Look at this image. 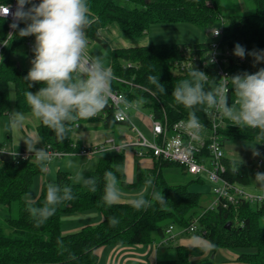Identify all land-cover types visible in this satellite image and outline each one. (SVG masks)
<instances>
[{
  "label": "trees",
  "instance_id": "1",
  "mask_svg": "<svg viewBox=\"0 0 264 264\" xmlns=\"http://www.w3.org/2000/svg\"><path fill=\"white\" fill-rule=\"evenodd\" d=\"M10 0H0L7 3ZM134 4L133 8H126L114 0H87L89 6L90 26L86 29L88 41L97 42L110 56V66L116 79L112 82L113 91L124 94L126 100L141 105L148 110L154 120L167 124L169 129L179 120H187L188 110L178 105L171 95L173 88L185 79H190L191 69L178 72L175 62H180L188 55L195 56L192 65L195 69L205 72L210 78L205 88L218 85L214 66H203L202 61L210 52V45L214 40L222 49L234 51L240 43L250 51H264V0H252L254 13L231 15L226 21L223 19L218 0H128ZM31 5H28L30 7ZM191 22L200 28L212 30L221 29L218 39L193 45L177 44H146L131 47L111 48L100 35V31L111 24L117 27L127 37L138 39L145 35L148 26L159 22ZM19 24L13 37L4 47L0 62V116L9 109L8 84L14 87L15 105L23 111L29 110L25 93L27 90L35 93L40 85L36 84L28 89L25 81L30 68H22L10 58L12 52L24 48L27 37H19ZM6 35V21L0 18V41ZM25 49V48H24ZM190 56V57H191ZM192 66V67H193ZM264 68V62L257 64L255 72ZM229 78L243 74L249 70L246 63L233 64L228 67ZM149 76H156L165 86V94H160L149 80ZM231 82L228 81L229 105L236 99L232 93ZM143 101L142 103H138ZM131 109V108H130ZM129 109V110H130ZM208 110L200 106L197 116L205 126V143L211 133V122ZM114 109L108 105L100 114L91 120L81 122H101L105 128H112L117 122L113 117ZM129 113V111H128ZM75 125H73L74 128ZM36 131L42 145H49L52 149L74 153L80 148L74 145L71 138L63 143L59 142L55 134L42 123L36 126ZM258 130L247 127L233 126L232 122L224 118L218 127L217 134L223 145L231 139L255 140ZM21 149V148H17ZM206 154V149L202 150ZM224 153V151H223ZM97 166L85 178L96 177L98 190L90 192L87 187L72 181L69 172L57 170L53 182L41 184L37 199V206L43 205L48 183L71 186L74 199L59 206L55 215L40 227H36L27 210L23 195L32 184L34 177L42 173L38 161L22 160L15 163V159L7 154L0 155V264H96L95 250L101 246H129L160 242L166 237L165 230L169 225L187 228L195 224L196 231L202 234L215 247L227 248L238 252L237 260L246 264H264V202L251 204L241 200L235 205L221 206L205 210L202 206V194L188 190L186 184H170L156 173L164 167H177L186 173L177 163L154 159L151 170L136 167V178L133 183H127L124 174V152L107 151L98 153ZM259 167L264 164V144H261ZM221 162L224 171L221 176L243 187L250 183L245 163L239 172L234 171V165L239 167L240 160L230 159L223 155ZM112 171L124 189H136L146 184V180L153 178V185H148L146 198L152 200L153 191H162L166 206L152 201V206L146 210H135L128 202H119L106 206L102 200L104 188V174ZM264 173L263 169H258ZM190 175V174H188ZM192 176V175H191ZM200 181V176H194ZM97 210L102 219L94 225H86L79 230L62 234L61 214L75 213L86 210ZM116 217L119 223L112 227L109 218ZM227 223L229 225L227 226ZM189 233V232H188ZM175 257L169 260H157L155 264H189V252L186 247L175 246ZM75 257L72 259L71 257Z\"/></svg>",
  "mask_w": 264,
  "mask_h": 264
},
{
  "label": "clouds",
  "instance_id": "2",
  "mask_svg": "<svg viewBox=\"0 0 264 264\" xmlns=\"http://www.w3.org/2000/svg\"><path fill=\"white\" fill-rule=\"evenodd\" d=\"M31 5L30 7H26ZM89 6L87 0H16V10L11 11V6L0 3V18L11 15L13 30L19 28L23 22L24 28H20L19 37H35L33 48L34 59L31 68L25 77L28 89L39 84V90L35 93L27 90L26 100L31 109L32 117L38 119L49 128L56 139L63 143L70 139V134H76L75 128H79L78 121L91 120L100 114L109 104L113 96L112 82L116 79L114 72L105 57L91 55L88 51L86 29L91 24L89 18ZM213 35H219V30L214 28ZM11 36V35H9ZM233 55L243 59L246 50L236 44ZM255 64L264 62V51L247 53ZM4 57L0 55V62ZM214 58H209L207 64L214 63ZM206 64V66H207ZM190 79L178 83L171 95L178 105L188 110V118L181 121L184 131L193 141L202 138L205 126L197 116V110L204 106L205 110H215L222 118L232 122L239 128L247 127L258 130L255 141L251 146L254 157L260 155L256 145L264 144V68H260L253 74L247 72L237 74L231 78L222 77L221 81H230L232 93L236 99L229 105V89L225 83L213 88H205L209 76L192 67L188 73ZM148 80L155 85L160 94H165V86L156 76H149ZM139 101L138 103H142ZM125 104L128 102L125 100ZM132 106V105H128ZM27 117L21 111L8 112V120L3 124L5 133L18 132L24 127ZM83 138L84 133H79ZM26 145L28 153H32L39 162L42 170H48V163L53 154L45 147L37 149L39 140L31 137L21 138ZM20 139V140H21ZM19 140V141H20ZM18 141V142H19ZM7 154L15 159L17 151H9L0 147V155ZM69 158L75 153H67ZM71 162V161H69ZM239 167L234 165V171L239 172ZM3 162L0 161V166ZM83 171H78L74 177L75 182L82 184L87 189L96 193L98 179L96 177L85 178ZM255 182L259 187H264V173H257ZM147 185H153V178L149 177ZM128 194L121 191L119 181L112 171L104 174V188L102 200L106 206H112L121 202ZM37 199L31 193L25 195L27 210L36 227L43 225L55 215L57 208L74 199L71 186L48 183L46 197L43 205L37 206ZM152 201L166 206L162 191H153L152 200L146 198L145 192L135 193L128 203L137 211L146 210L152 206ZM119 223L116 217L109 218V225L115 227ZM206 245L205 251H211L215 245L210 241L197 238ZM75 259V257H71Z\"/></svg>",
  "mask_w": 264,
  "mask_h": 264
},
{
  "label": "rangeland",
  "instance_id": "3",
  "mask_svg": "<svg viewBox=\"0 0 264 264\" xmlns=\"http://www.w3.org/2000/svg\"><path fill=\"white\" fill-rule=\"evenodd\" d=\"M117 4L124 6L126 8H133L134 4L128 0H114ZM219 6L221 8V12L223 15L224 21L228 19L231 15H240V14H251L255 11V6L252 0H218ZM24 24V23H23ZM25 27V24H24ZM101 37L105 41L108 42L111 48L116 47H131L135 45H146V44H177V45H193L197 43L210 42L212 41V33L210 30L205 28H200L199 26L191 23V22H159L152 23L148 26L145 35L141 38L133 39L127 37L122 31L117 27L116 24H111L106 28L101 29L100 31ZM34 41V39H33ZM241 46H243L240 43ZM246 50L245 61L249 68L248 73L253 74V71L256 69L257 64L254 66V60L251 56L247 55V53L252 52L243 46ZM87 51L91 55H102L110 62L109 54L100 46L97 42L88 41ZM10 58L19 64L22 68H30V57L24 48L16 50L10 54ZM8 99H9V109L8 112L12 111H21L25 114L27 119L25 120V124L27 126L31 125L32 127H36L41 122L32 117L31 109L23 111L18 108L14 102V87L12 83L8 84ZM8 112L2 116H0V147H7L9 150L13 145L22 144V137H26L24 135L25 130L31 128L24 126L18 132H9L5 133L2 131L3 124L8 120ZM141 114V119L135 116V114ZM148 115L147 108L137 105L136 108H132L129 111V119L133 125H135L146 138H150L149 129L145 121H142L144 117ZM147 120V119H146ZM147 123V122H146ZM79 128L75 129L76 134H70V138L74 145H77L79 148H91L95 145H98L100 142H104V140L110 136H113L114 133H118L119 139H123L125 135H131L134 137V134L130 131L128 126L124 124H114L112 128H105L101 122H81L79 123ZM35 131V130H34ZM83 132V138L80 137L79 133ZM114 137V136H113ZM21 139V140H20ZM20 140V141H19ZM105 140V141H106ZM19 141V142H18ZM256 143L255 140H243V139H231L224 143L223 151L224 156L230 159L242 160L247 167V172L249 174L250 183L245 185V190L250 193H260L262 187H259L255 182L256 174L258 173V169H263L264 164L259 167V161H263L261 156V144L256 145V150L260 153L259 156L254 157L252 153L251 146ZM43 146V145H42ZM18 148V147H14ZM20 148V147H19ZM40 148V147H39ZM26 149V148H25ZM71 161V162H69ZM97 166V157L95 155L92 156H81L76 155L69 158L67 155L53 158L48 163V170L43 171L40 174H37L27 192L23 195V199L25 200V195L27 193H31L33 198H38L41 184L45 182H53L55 173L57 169L62 171H67L70 174V177L73 182H75V175L78 171H83L84 177L87 174L91 173L95 170ZM167 168V169H166ZM160 173V176L167 180L170 184H186L188 190L193 192H199L202 194L201 204L206 207L209 203V199L211 198V187L212 184L206 178L205 175H200V181H196L194 176L188 175L186 173H182L181 170L177 167H164L160 171L156 170V173ZM76 183V182H75ZM143 186V185H142ZM120 187V186H119ZM144 187V186H143ZM121 191L128 194L126 195L121 202H128L130 198L135 193L140 192L138 189H130L125 191L124 188L120 187ZM149 189V188H148ZM144 191V190H141ZM148 192V190H147ZM97 210H87L83 212H63L61 214V232L62 234H67L70 232H74L79 230L81 227L86 225H94L96 220V213L100 217L99 212ZM101 218V217H100ZM100 221V219H99ZM97 221V223L99 222ZM174 229H181L178 226H174ZM183 231V230H182Z\"/></svg>",
  "mask_w": 264,
  "mask_h": 264
},
{
  "label": "built area",
  "instance_id": "4",
  "mask_svg": "<svg viewBox=\"0 0 264 264\" xmlns=\"http://www.w3.org/2000/svg\"><path fill=\"white\" fill-rule=\"evenodd\" d=\"M6 4L11 6L12 12H15L16 0H10ZM3 19L6 21V35L4 39L0 41V55H2L4 47L9 43L16 31L10 27L13 23L11 15ZM216 29L219 30L218 36L213 35V29L211 30L212 37L214 39H218L221 34V29ZM218 42L219 40H214L211 43L210 52L206 59L202 61V65L206 66L207 60L209 58H214L215 62L207 64V66H214V72L217 75L218 84L223 82L228 87V81H221L219 79L230 76L228 70L229 66H232L233 64L243 65L246 61L245 58L240 59L235 57L233 55L234 51L220 48ZM34 43L35 37L33 36L27 37L24 41V48L30 57V64L34 59ZM190 56L191 55L187 54L185 59L174 63L176 71L182 72L186 69L192 68V62L195 60V56ZM248 71L249 70H246L247 73ZM253 73H255V71H253ZM113 93L114 94L108 104L114 109L113 117L117 122H128L129 129L134 134V137L125 136L119 144L115 143L113 138H108L106 141L95 145L94 147L80 148L77 152H74L76 155L92 156L107 151L119 152L126 148H134L135 155L138 157L149 156L157 160L177 163L183 167L185 172L192 176L199 177L203 174L212 184V198L205 210H210L218 206L226 208L228 205H235L241 200H247L251 204L264 202V187H262L260 193H250L245 190L242 185L230 182L221 176V173L224 171V165L221 162V158H223L224 153L219 140L220 137L217 134V129L223 124L224 118H222L215 110H208L207 112L211 122V133L208 137L207 143H205L204 133L202 138L198 141H193L191 139V137L184 131L180 123L181 121L186 120H179L169 129L166 123L154 120L151 115H148L151 122L150 138H146L144 134L135 125H133L132 122H130L129 119L128 111L130 108H136L135 103L128 102L124 94L120 92L113 91ZM125 100L128 104H125ZM43 147L53 154L52 159L65 156L67 154V152L52 149L49 145H43L40 148ZM204 148L206 149V154L202 153ZM9 151L18 152V156L15 158V163L28 159L37 161L35 157H32L33 154L28 153L25 148H11ZM172 229V225H169L166 228V237L164 240L162 239L160 243H165L170 239L168 236ZM183 231L193 233L196 231V226L195 224H191L187 228H184Z\"/></svg>",
  "mask_w": 264,
  "mask_h": 264
},
{
  "label": "crops",
  "instance_id": "5",
  "mask_svg": "<svg viewBox=\"0 0 264 264\" xmlns=\"http://www.w3.org/2000/svg\"><path fill=\"white\" fill-rule=\"evenodd\" d=\"M135 116L141 119L142 115L136 112ZM142 121H145V124H147L150 133L151 122L148 115L144 117ZM24 126L29 127L32 130V133L30 132V129L25 130L24 135L26 137H31L33 140L40 141L36 131V127H32L31 125L27 126L26 124H24ZM113 136H110L108 138H113L115 143L118 144L121 143V141L125 138L124 137L122 140L119 139L118 133L116 134L114 133ZM125 136H131V135H125ZM41 146H42L41 142L37 143L36 145L37 148ZM14 147L26 148V145L24 144L23 141L22 144L13 145V147L11 148ZM123 152H124V174L127 183H133L135 181L137 166L143 170H151L154 166V159H152L149 156L138 157L137 155H135L134 148H126L123 150ZM143 186L141 185L136 189L140 191L144 190L146 194L149 186L147 184H143ZM124 190L127 191L130 189H124ZM211 198H208L209 202L211 201ZM100 217L98 216V213H96V220H95L96 224L97 221H99V219L101 221L102 219L101 214ZM168 237H170V239L165 243H160L158 241H155L153 243L135 244L129 246H108V245L101 246L95 250V254L97 255L96 264H155L157 260H169L174 258L175 246H183L188 249L189 264H211V263L246 264L242 261L237 260L238 252L235 250H231L227 248H216L214 250L212 249L211 251H205L204 249L206 248V245L198 241L197 238L202 237L204 241L207 240L200 233L191 234L182 231V228L181 229L173 228Z\"/></svg>",
  "mask_w": 264,
  "mask_h": 264
},
{
  "label": "water",
  "instance_id": "6",
  "mask_svg": "<svg viewBox=\"0 0 264 264\" xmlns=\"http://www.w3.org/2000/svg\"><path fill=\"white\" fill-rule=\"evenodd\" d=\"M229 225V223H227V226Z\"/></svg>",
  "mask_w": 264,
  "mask_h": 264
}]
</instances>
